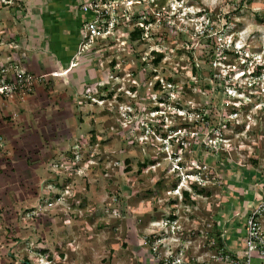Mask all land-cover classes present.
I'll return each instance as SVG.
<instances>
[{
    "label": "rangeland",
    "instance_id": "rangeland-1",
    "mask_svg": "<svg viewBox=\"0 0 264 264\" xmlns=\"http://www.w3.org/2000/svg\"><path fill=\"white\" fill-rule=\"evenodd\" d=\"M104 1L117 23L80 59L88 79L54 137L72 134L13 251L30 264H163L155 246L217 264L210 240L241 228L264 188V0ZM42 237L49 256L36 255Z\"/></svg>",
    "mask_w": 264,
    "mask_h": 264
},
{
    "label": "crops",
    "instance_id": "crops-1",
    "mask_svg": "<svg viewBox=\"0 0 264 264\" xmlns=\"http://www.w3.org/2000/svg\"><path fill=\"white\" fill-rule=\"evenodd\" d=\"M81 1L0 0V61L19 56L33 73H46L25 100L0 105V136L9 149L0 152V264H13L17 258L13 250L24 239L18 223L21 213L49 194L53 187L49 165L55 150L72 134L62 141L54 137L59 127L66 130L70 125L74 109L70 100L81 79H88L86 61L80 60L85 51L71 65L80 35ZM66 68L63 74H50ZM39 168L42 174L37 173ZM47 240L42 237L37 243L36 255L48 253L40 250L49 245Z\"/></svg>",
    "mask_w": 264,
    "mask_h": 264
},
{
    "label": "built area",
    "instance_id": "built-area-1",
    "mask_svg": "<svg viewBox=\"0 0 264 264\" xmlns=\"http://www.w3.org/2000/svg\"><path fill=\"white\" fill-rule=\"evenodd\" d=\"M115 6L117 7L113 4L108 5L104 0H83L78 3L82 14V30L77 45L78 53L86 51L96 39L107 37V34L112 32L117 23ZM15 46L16 44H13V47ZM8 58H10L9 55ZM12 58L13 60L8 62L0 61V105L7 101L25 100L33 92L36 82L46 75V73L31 72L21 63L19 56L13 55ZM66 70L67 68L51 71L50 74H63ZM7 151L6 141L3 136H0V152L6 154ZM250 197V201L243 205L242 227L232 231L230 235L221 233L223 237L217 236L211 239L209 245L211 244L210 247L214 249L205 253L206 262L210 259L217 264H264V188ZM235 214H240V211L237 210ZM152 248L155 253L158 252L159 260L163 264H184L191 258L184 253L185 249L177 252L168 248L160 253L155 246ZM201 256L199 254L196 258L199 259ZM22 261L23 258H16L13 264H23ZM38 261L40 263L37 264H42L41 257ZM47 261L45 259V263Z\"/></svg>",
    "mask_w": 264,
    "mask_h": 264
},
{
    "label": "trees",
    "instance_id": "trees-1",
    "mask_svg": "<svg viewBox=\"0 0 264 264\" xmlns=\"http://www.w3.org/2000/svg\"><path fill=\"white\" fill-rule=\"evenodd\" d=\"M142 32V27L141 26H139V25H137V24H135V26L132 28V30H131V32H130V38L131 39H134V38H137L138 36H140V33ZM153 52H155V56L153 57V63H158V61H159V59L161 58V56H162V53L161 52H159V51H153ZM260 67H262V65L261 64H258V66H256V71L254 72L255 74L257 73V74H259L260 73ZM154 87L155 88H160V84H159V81L158 80H156V82H155V84H154ZM149 162V160H144V161H142L140 164H141V166H144L145 164H147ZM184 193L187 195L188 194V192L187 191H184ZM40 250H42L43 252H46L45 250L46 249H42V248H40ZM47 256H49V254H47ZM22 263L23 264H30V262H29V260L27 259V258H24L23 259V261H22Z\"/></svg>",
    "mask_w": 264,
    "mask_h": 264
}]
</instances>
